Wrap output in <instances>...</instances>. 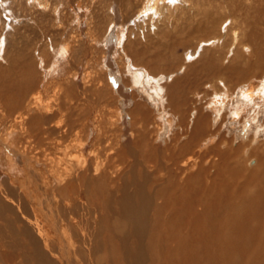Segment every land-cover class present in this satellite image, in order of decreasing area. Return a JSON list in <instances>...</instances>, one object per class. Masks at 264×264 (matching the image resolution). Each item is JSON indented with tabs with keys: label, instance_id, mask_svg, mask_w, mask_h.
Instances as JSON below:
<instances>
[{
	"label": "rangeland",
	"instance_id": "374dc122",
	"mask_svg": "<svg viewBox=\"0 0 264 264\" xmlns=\"http://www.w3.org/2000/svg\"><path fill=\"white\" fill-rule=\"evenodd\" d=\"M39 1L40 0L0 1V94H2L0 97L3 96L2 98L8 104L10 98L21 97V94L24 92L23 90H25L26 93L28 92L26 91L28 89L25 87L26 83H24L23 80L28 77L26 70H28L27 68L29 67L31 70L29 80L33 83V86L38 85L36 87L37 90L34 92H40V100L33 101L32 106L29 105L26 108L29 119L30 117H36L38 115L37 113L42 111L48 103H52L54 107L57 106L61 109V111L53 117L51 126L54 125L57 127L60 126V124L61 126H64L66 123L71 124L76 120L75 116L81 112H85L88 118L84 121L81 120L82 122L73 123V133L70 132L68 137L69 140L67 139L64 142H60L58 135H52L50 142L49 140H43L44 142H41L36 135H33L35 133H30V136L24 133V123L19 124L11 118L2 119L0 117V140L6 141L5 143L9 148H13L12 150H15L24 157L30 154L28 157L31 158V160L28 161L29 165L27 164L26 167L23 166L21 170L22 165L19 163V160H17L15 164L13 162H8L6 156L7 150L5 152L4 148H0V264H38V260L34 254V246L29 244L30 241L26 237L28 234L27 231L29 230V227L24 223L26 217L24 216L23 218L22 215L25 214L27 216L28 214V216L30 215V217L33 218V208L37 211V207H40L37 203L33 205V207H28L25 201H27L28 192L31 196L37 195L36 182L39 181L41 185L43 184L42 181L45 180V172L47 171L46 169L50 167V163L53 164L57 159L66 157L67 154L64 148L68 145L78 143L88 137L89 145L85 151V155H87L98 139L97 131L100 133V128L104 133L107 131V134L104 135L109 136L112 141H118L120 142L119 145H122L127 150H131L133 148L135 131L132 123H136L133 118L134 111L142 110L144 112L146 123H150L151 125L149 129L151 141L155 139L153 136H155L157 131L156 123L162 124L164 127L170 119L172 123H174L172 131L168 135H164V132H162V136L160 135L156 141V145L161 151H164L163 148L166 149V147L169 146L170 138L176 136L179 131L183 138L181 144L187 142L191 132L194 130L197 119L204 114L210 115L209 121L212 125L215 137L206 138L205 141H203L205 142L203 146L199 144L201 150H196V154L191 155L194 157L191 164L195 166L193 167L194 169L189 172L190 176L195 174L202 175L204 180H206V178L208 180L211 178L209 183L207 181L208 184H204L202 194L208 190H212L210 182L213 181L215 171L225 169L221 164L222 162H219L224 155L227 157H234L231 162V168L226 167V170L230 168L231 171L235 172L236 178L240 175L241 181H244L247 175L254 174L255 171L257 174H264V112L259 114L257 123L251 122V118L254 116V112L251 109V112L245 111L247 117L244 112H242L239 121L237 123L233 121L231 110L238 105L235 104L238 100L236 92L241 84L240 81H238L240 77L237 76L240 73H244L246 68L238 64L235 65V63L231 61L232 52L229 50V47L222 49L221 43L215 45L211 43L212 40L216 41L212 38L218 37L217 29L225 22L224 20L229 15L227 12H229L230 5H225L224 8L219 9V11L216 10L212 20H209L210 22L206 20L203 22L204 24L200 25L196 18L191 19L195 14L189 13L190 10H192L188 7L190 5L186 4V1L182 2L183 0H179L180 3L174 7L172 11L178 9L179 13L186 15L182 22L173 29V32H171L172 28H167L166 31H170L171 33L169 32L170 34L168 33L166 38H164L166 33L163 30H160L159 33L156 31V37L158 38H156L155 41L157 42L154 44L152 41V44H147L146 42L148 40L146 39L145 41L142 33L146 29L144 28V30H142L140 24L138 25L137 23L136 26L133 27V20L130 21L131 23L126 22L128 17L135 15L137 11L141 9V6H143L141 4H144L142 2L144 0L123 1L125 2H122L123 7L121 6V0H113L110 4L103 2V0H83L84 2L82 0H52L53 6L45 12L39 4ZM137 1L138 4H135ZM194 1L198 4L196 5L195 3L192 5V8L194 7L193 9L198 5H203L201 6L202 10L207 9L211 12L215 11V6L219 3L217 0ZM78 2L83 3L84 6L78 8ZM128 2L134 3L129 4L128 8ZM112 3L113 6L110 8ZM124 6L127 7V10H125L126 8ZM118 7L120 8L119 11ZM256 7L257 9L259 8L257 5ZM86 9L87 11L89 10L88 14L85 13ZM120 12H124V15ZM244 16L251 25L250 28H254V30L262 18L256 9H253L250 14L248 13ZM189 19L193 22L192 28L188 25ZM111 20L114 22H111ZM229 21L230 20H227L225 22L222 31H225L224 28L228 25ZM89 23L91 26H98L97 30L99 29V32H101H97L99 34V42H93V39L89 36ZM128 26L134 29L133 32L137 34L130 36V40L135 42V44V40L139 38L141 40L140 44L137 46L132 44L135 45L134 50L137 49L136 53H138V55L136 53L133 54L129 46H125L126 44L124 45L125 48L121 44L119 33L123 28L126 29ZM108 27V32L103 35ZM65 48L67 51H65L66 53L64 52L63 56H61L62 54H58L59 51H63ZM189 54L194 55L193 60H189ZM137 58L139 59V61L137 60L138 63L141 65L139 69H141V72L145 70V75L148 74L146 65L151 66L154 73L161 74L162 76H166L167 73L180 69L183 64L187 67V71L184 75L181 73L182 69L180 70V74L178 75L179 80L176 81L177 83H174L177 86H174V84H169V86H167L168 84L166 82H162L161 84L163 85L162 88L165 90V94L161 97L162 99L157 97L154 99L150 97L149 91H144L143 88L135 82L133 76L135 73L132 71H135L134 62H136ZM132 61L133 64H130ZM130 68H132V70ZM182 75L185 77L183 78ZM255 82H257V80ZM100 84L108 89H106L102 95L103 100L101 99V101H98L96 100L97 96L94 94L93 90ZM170 85L172 86L170 87ZM85 89L87 92H85ZM69 90H76L79 94L86 93L88 101H84L85 99L79 101L78 103L80 106L76 109L72 108L71 110L69 106H67L68 103L64 102V100H67L66 97ZM149 90L152 91V87L149 86ZM197 91L200 94L199 98L195 96ZM215 93H217V95H227V99L229 98L230 103L228 107L230 109L226 108L221 112L216 110H213L214 112L209 111L208 104ZM46 99L48 102H46ZM197 99H199V101ZM162 100H164V102ZM181 102L185 104L183 105ZM169 106L171 110L175 109L177 114L169 111V109H167ZM193 113L195 114L193 115ZM136 115L140 118V114L137 113ZM182 121L190 124L189 130H187L186 125L185 127L180 125ZM245 121L251 123H245ZM167 125H169V123ZM245 132H247V134L243 135ZM183 133L185 135H183ZM103 137L104 136H102V138ZM75 138L78 140L75 141ZM210 139H213V142ZM222 141H227L228 146L227 144L226 146L221 145ZM24 142H32L31 145L28 144L30 149L24 147ZM34 145L36 147H33ZM30 146H32V148ZM78 153L79 152L73 150L67 157L70 158V156H75ZM130 154L132 155L133 153L131 152ZM138 154H135L133 158L139 156ZM133 160L135 161V159ZM254 160L257 161V163H255L256 165L258 164L257 167L256 165L250 166L251 161ZM206 161H208V163H206ZM45 164H48L49 167L45 168ZM185 177L187 178V175ZM46 183L48 186L47 189L50 190L49 182L46 181ZM22 185L23 187H28L27 192L24 191ZM155 192L158 193L157 191ZM161 192L165 193V188H163ZM197 197V202L195 201V204L198 203L199 205H185L189 207V211L185 209V216L182 215L183 208L177 210V208L173 206L170 208H162V211H160L159 214H154L153 217L150 215L151 219L153 218L152 221L154 220V225H152V231L150 233V241L151 243H155L156 239L158 247L157 249L151 248L152 252L149 250L150 260L147 264H173V261L176 259V241L179 238L181 239L182 235L185 233H183L180 228L179 232L177 231L176 234L172 236L173 238L171 235L169 236L170 233L167 227L171 222H176L178 225H181L183 220H189V223L193 224V222H196L195 219L198 218L199 215H202V220L201 217L199 219L202 224L207 225L204 223L210 219L207 214L210 217H214L218 214L216 209H214L216 210L214 211L210 208L212 205H207L202 199L201 202H198L200 198L199 196ZM202 202L204 204H202ZM116 207L117 205H115L114 209L111 207L112 210L109 211V213L111 214L113 210L115 211ZM175 209L176 211L174 214L173 210ZM21 210L23 213H21ZM195 212H200L197 217L193 216ZM227 214L228 212H225L224 216L217 215L216 219L218 220L219 217H221V219L222 217L230 218ZM74 217L77 216L74 215ZM110 218H106V221L104 220L105 224H99V226H97L98 228H104V225L106 226L105 228L107 230H105L104 236L106 240L112 241L109 243V246L110 244H115V249L116 244L120 243L121 237L128 231V227L118 216L112 215ZM81 221L84 226L85 221ZM224 224H227V222ZM231 224L232 223L228 222L227 227L229 228L226 226L221 227L223 231L225 230L224 234L226 237H223L224 234L222 236L221 230L218 231V235L221 236V241H218L220 244H218H223V246L211 248L209 257H212V259L207 258L202 261L201 264H264V247L260 249V254L253 250L254 248L250 246L257 243L255 238H253V234L250 235L245 229H243V233L241 229H235L234 224L230 226ZM76 227L77 226H72V229L69 228L66 230H68L67 237L71 240L70 243L73 242L72 244H77L76 246H78L79 239L75 236V231H78L77 229H79V227ZM227 229H229V231ZM183 230L186 231L184 228ZM207 230L211 231V227ZM258 230L260 234L264 232V224L258 227ZM258 232L257 236L259 234ZM30 233L35 234L32 230ZM230 240L235 245V249H240H236V251L232 248L233 250L231 249L229 252L224 251L225 244L230 243ZM167 243H171L168 245L169 247L165 246ZM218 247L219 249H217ZM196 252H198V250L186 255L187 263H190L197 254L199 257L202 256V253L198 252L196 254ZM104 254L103 251L97 253L96 257L98 264H108L106 258H103L105 257ZM219 255L222 256V258H220ZM45 256L50 259L51 262H49V264H61L59 260H54L47 254ZM180 257L182 260L183 255L180 254ZM72 258L73 262L74 258H76L74 264H88V258L83 253L78 254L77 257L72 256ZM164 259H167L168 262L164 261Z\"/></svg>",
	"mask_w": 264,
	"mask_h": 264
},
{
	"label": "bare ground",
	"instance_id": "6f19581e",
	"mask_svg": "<svg viewBox=\"0 0 264 264\" xmlns=\"http://www.w3.org/2000/svg\"><path fill=\"white\" fill-rule=\"evenodd\" d=\"M123 1L127 2V0H121L120 2L122 3ZM185 1L186 4L190 5L188 7L192 9L189 13L195 14V16L191 19L196 18L200 25L204 24L203 22L206 20L211 21L214 14L216 13V10L219 11V9L224 8L225 5H230L229 12H227L229 15L224 20L225 22L227 20L230 21L228 25L225 26V31H222V27L225 22L219 26L217 29L218 37L216 36L217 38H212L216 41L211 39V43H214V45L221 43L222 49L229 47V50L232 52L231 61L234 62L235 65L238 64L241 67L246 68L244 73H240L237 76L240 77L238 81H240L241 84L236 92L238 100L235 104L238 105H236V107L232 108L233 110H231L233 121L237 123L240 119L241 113L244 112L245 114V111L249 112L251 109L254 112L251 122L257 123L259 114L264 112V0H217L219 3L216 4V9H214V12H211L207 9L202 10L201 6L203 5H198L200 7L197 6L195 9H193L194 7L192 8V5L195 3L197 5L198 3L194 0H183L182 2ZM103 2L110 4L113 2V0H103ZM142 2L144 4H141L143 5L141 6V9H139L135 15L131 17L127 16L128 20L126 22L133 20V27H135L137 23L138 25L140 24L142 30H144V28L146 29L142 33L144 35L143 38H145V41L146 39L148 40L146 42L147 44H152V41L154 44L157 42L155 41L156 38H158L156 37V34L157 32L159 33L160 30H163L166 33L164 36V38H166L170 32L166 31V29L172 28L171 32H173V29H175L176 26L180 24L183 18L186 16L183 13H179L178 9L172 11V9L180 3L179 0H177V3L174 4H168L167 0H144ZM131 3L128 2L127 6ZM39 4L45 12L51 8V6H53V1L40 0ZM135 4H138V1ZM256 5L259 7L258 9ZM82 6H84L83 3L78 2L77 7L82 8ZM112 6L113 3L110 5V8ZM125 8V10H127V7ZM253 9H256L259 15L262 16L255 30L254 28H250L251 25L244 16L245 14H250ZM119 10L120 8L118 11ZM88 11L86 9L85 13L88 14ZM120 13H123L124 15V12ZM191 19L188 20V25L192 28L193 22L190 21ZM111 22L114 21L111 20ZM89 25V36L91 39H93V42H97L99 35L98 33L101 32H99V29L97 30L98 26H91L90 23ZM109 27L103 35L108 32ZM133 31L134 29H131L129 26L126 27V29L123 28L119 33V37L121 38V44L123 47L125 48V46H129L134 54L137 50H134L135 45H139L141 40L140 38L135 40L136 44L130 40V36L137 35ZM66 48L63 49V51H59L60 53L58 52V54H62L61 56H63L64 52L67 51ZM136 54L138 55V53ZM188 57L189 60L194 59V55L189 54ZM139 59L137 58L136 62H134L135 71H132L135 73L133 75L135 82L139 84V86L142 87L144 91H149L150 97L154 99L155 97L162 99L161 97L164 96L163 94H165V90L162 88V82H166L168 84L167 86H169V84H174L179 80L178 75L180 74V70L182 69L181 73L184 75L187 71V67L183 64L180 69L169 72L166 76H162L161 74L154 73L152 67L146 65V71L148 74L145 75V70L143 69L144 72H141V69H139L141 68V65L138 63ZM130 64H133V61L130 62ZM27 69L28 70H26V74L28 77L24 78L23 81L26 83L25 87L28 89L26 90L28 92L26 93L25 90H23L24 92L22 91V96L18 98H14L12 96L14 99L10 98L8 104L2 98L3 96L0 97V117L2 119L11 118L13 121L18 122L19 124L24 123V133L27 135L30 133H35L33 135H36L41 142H44L43 140H49L50 142L52 135H58L60 142L66 141L70 135V132L73 130V123L86 120L88 115L85 112L78 113L77 115L75 114L76 120H74L73 123H66L64 126H61L60 124V126L57 127L53 125V127L51 126V123H53V117L58 112H60L61 109L57 106L54 107L52 103H48L42 109V111L38 112L37 110L38 115L36 117H30L29 119V114L28 111H26V108L29 105L32 106L33 101L40 100V92H34L37 90L36 87L38 85L33 86V83H31L29 80L31 70L29 67ZM130 69L132 70V68ZM182 77L184 78L185 76L182 75ZM256 80L257 82H255ZM101 84L98 87H96V85V88L93 90L94 94L97 96L96 100L98 101H101L103 93L106 89H108ZM175 85L176 84H174V86ZM149 86L152 87V91L149 90ZM171 86L172 85H170V87ZM85 92H87L86 89ZM85 94L86 93L79 94L76 92V90H69L66 97L67 100H64V102L68 103L67 106H69L71 110L72 108L76 109L80 106L78 103L79 101L84 99V101H88V97H86L87 94ZM199 95L200 94L197 91L195 96L199 98ZM47 99L46 102H48ZM197 100L199 101V99ZM162 101L164 102V100ZM184 104L185 103H183V105ZM208 105L210 112L213 110L221 112L224 111V109L229 108V98L227 99V95H217V93H215ZM167 109L172 111L174 114H177V111L175 109L171 110L170 106ZM136 112L140 114V118L136 115ZM194 114L195 113H193V115ZM209 117V114H204L197 119L194 125V130L191 132L188 141L183 144H181L183 141L182 134L179 131L176 136L170 138V144L168 147H166V149L163 148L164 151L160 150V148L156 145V141L160 135L162 136V132H164V135H168L172 131L174 123H172L171 119L168 122L169 125H167V123L165 127L162 126V124L156 123L157 131L155 136H153L155 139L151 141L149 137L151 135L149 133L151 125L150 123H146L145 114L142 110L133 112V118L135 119L136 123H132L135 131L133 137V148L131 150H127L122 145H119L120 142L118 141H112L109 136L104 135L107 134V131L104 133V131H101V128L99 129L100 133L97 131V141L94 143L87 155H85V151L89 145V138L87 136L86 139L81 140L80 142L77 141L78 143L70 144L66 148H64V146L63 148L67 154L66 157L57 159L53 164L50 163V167L48 164H45V168H49L46 169L48 172H45V180L41 179L43 180V184L41 185V183L37 181V195L31 196L28 192V198H26L27 201H25V204H28V207H33V205L36 203L40 205V207H37L38 212L33 208V218L30 217V215L28 216V214L27 216L25 214L22 215L23 218L24 216L26 217V221H24V223L29 227L26 237L30 241L29 244L34 246V254L38 260V264H49V262H51L50 259L45 256L46 254L54 260H59L61 264H74L76 258H74L73 262L72 256L77 257V255L80 253H83L88 258V264H98L96 255L99 251H103L105 253V257L103 258H106L108 264H147L150 260L149 250L152 252V249H157L158 247L156 239L155 243H151L150 241V233L152 231V225H154V220L152 221L153 218L151 219L150 215L153 217L154 214H159V212L162 211V208H170L173 206L177 208V210L183 208L182 215L185 216V212L189 211V207L185 205H194L197 196L200 198L198 202H201L202 199V201H205L207 205H212L211 207H208H210L212 210L216 209L217 211H214L218 212L217 215L224 216V213L228 212L227 216L230 218L222 217L221 219V217L218 216L220 219L218 218L217 220V215L210 217L207 212L206 214L211 220L208 219L207 222H204L207 225H204L201 223L202 215H199L200 212H195V215L193 214V216H199L195 219L196 222H193V224L189 223V220H183L181 225H178L176 222H171L167 227L170 233L169 236L171 235L172 237L175 235L177 231L179 232L180 228L183 233H185L182 235L181 239L178 237L180 240L178 239L176 241L175 248L177 254L175 255L176 259L173 261V264H201V262L207 258L212 259V257H209L211 248L223 246V244L219 245L220 243L218 241H221V236L218 235V231L221 230L223 236L225 230L223 231L221 227H227L228 222L232 223L230 226H233L234 224L235 229H241V232L243 233V229H245V231L249 232L250 235L253 234V238H255L257 243L252 244L250 247L254 248L253 250L259 253L260 249L264 247V232H261V234L258 232V227H261V225L264 224V174H257L255 171L254 174L247 175L244 181H241L240 175H238V178H236L235 172L231 171L230 169L231 162L234 157H227L224 155L219 162H222L221 164L223 167H225V169L215 171L214 178L212 177L213 181L210 182L212 185V190H206L207 192L202 194L204 184H208L211 178L208 180L205 177L206 180H204L200 174H195L192 176L189 175V172L193 170V167L195 166L191 164L194 158L191 155H195L196 150H201L199 144L203 146L205 144L203 141H205L206 138H211L212 136L215 137ZM251 122L245 121V123ZM181 123V126L185 127L186 125L187 130H189V123H185L183 121ZM246 134L247 132H245L243 135ZM183 135L185 134L183 133ZM102 136L104 137L102 138ZM76 140L78 139L75 138V141ZM210 140L213 142V139ZM5 142L6 141L0 140V148H4L5 152L7 150L6 156L8 158V162H13L15 164V162L19 160V163L22 165L21 170L23 169V166L26 167L27 164L29 165L28 161L31 160V158L28 156L30 154L24 157L15 150H12L13 148H9ZM31 143H25L24 147H26V149L29 148L28 144L31 145ZM226 144L227 141L221 142V145L226 146ZM30 147L32 148V146ZM33 147L36 146L34 145ZM73 150L79 152L77 154L78 156L75 155L68 158V154ZM131 152L133 153L132 155L130 154ZM135 154H138L139 156H136L137 158H133ZM133 159H135V161ZM206 163H208V161H206ZM255 163H257V161H251L250 166L256 165ZM257 166L258 164L256 167ZM226 167L230 168L226 170ZM186 175L187 178L185 177ZM46 181L50 184V190L47 189L48 186ZM22 188L25 192L28 191V187H23L22 185ZM163 188H165V193L161 192L163 191ZM197 204L198 203L195 205ZM202 204L204 203L202 202ZM115 205H117L115 211L113 210L110 214L109 211L114 209ZM173 211L175 214L176 209ZM21 213H23L22 210ZM74 215L77 217H74ZM112 215L118 216L128 227V231L124 233L125 235L123 237H121L120 243L116 244L115 249V244H110L109 246V243L112 241L106 240L104 236V232L107 230L105 228L106 226L104 225V228H98L99 224H105L104 220L106 218H110ZM200 217L201 220L199 219ZM81 220L85 221L84 226ZM225 222H227V224H224ZM72 226L79 227V229H77L78 231H75V236L79 239L78 246H76L77 244H72L73 242L70 243L71 240L67 237L68 230L66 229H72ZM209 227H211V231L207 230ZM183 228L186 231H184ZM31 230L35 232V234L30 233ZM227 230L229 231V229ZM257 232L259 233L258 236ZM223 237H226V235L224 234ZM170 244L171 243H167L165 246L169 247L168 245ZM219 247L217 249H219ZM232 248L235 249V245L230 240V243L225 244L224 251L229 252ZM196 250L202 253V256L199 257L197 254L198 252H196L198 256L195 254L196 256L193 257L190 263H187L186 255L190 252L193 253V251ZM180 254L183 255L182 260L180 259ZM219 257L222 258L220 255ZM164 261L168 262L167 259H164Z\"/></svg>",
	"mask_w": 264,
	"mask_h": 264
},
{
	"label": "snow or ice",
	"instance_id": "6c2138e0",
	"mask_svg": "<svg viewBox=\"0 0 264 264\" xmlns=\"http://www.w3.org/2000/svg\"><path fill=\"white\" fill-rule=\"evenodd\" d=\"M167 2L170 3V4H174V3L177 2V0H167Z\"/></svg>",
	"mask_w": 264,
	"mask_h": 264
}]
</instances>
